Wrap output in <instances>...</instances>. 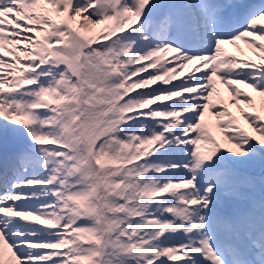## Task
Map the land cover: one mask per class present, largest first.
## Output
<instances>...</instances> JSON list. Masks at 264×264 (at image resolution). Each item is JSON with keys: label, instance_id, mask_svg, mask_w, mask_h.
<instances>
[{"label": "snow or ice", "instance_id": "obj_1", "mask_svg": "<svg viewBox=\"0 0 264 264\" xmlns=\"http://www.w3.org/2000/svg\"><path fill=\"white\" fill-rule=\"evenodd\" d=\"M0 264H264V0H0Z\"/></svg>", "mask_w": 264, "mask_h": 264}]
</instances>
